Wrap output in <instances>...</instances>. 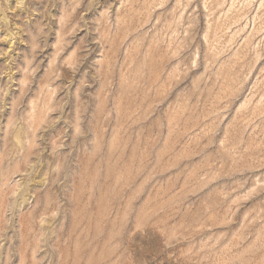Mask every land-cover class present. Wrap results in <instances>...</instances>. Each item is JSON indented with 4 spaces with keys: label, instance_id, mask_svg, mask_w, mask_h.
Segmentation results:
<instances>
[{
    "label": "rangeland",
    "instance_id": "1",
    "mask_svg": "<svg viewBox=\"0 0 264 264\" xmlns=\"http://www.w3.org/2000/svg\"><path fill=\"white\" fill-rule=\"evenodd\" d=\"M0 264H264V0H0Z\"/></svg>",
    "mask_w": 264,
    "mask_h": 264
}]
</instances>
